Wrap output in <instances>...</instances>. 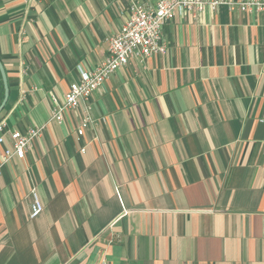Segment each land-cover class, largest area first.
I'll list each match as a JSON object with an SVG mask.
<instances>
[{
    "label": "crops",
    "instance_id": "crops-1",
    "mask_svg": "<svg viewBox=\"0 0 264 264\" xmlns=\"http://www.w3.org/2000/svg\"><path fill=\"white\" fill-rule=\"evenodd\" d=\"M130 3L0 0V121L42 128L2 168L0 264H264L263 12L177 14L165 55L130 58L93 93L92 124L81 104L51 120Z\"/></svg>",
    "mask_w": 264,
    "mask_h": 264
},
{
    "label": "built area",
    "instance_id": "built-area-1",
    "mask_svg": "<svg viewBox=\"0 0 264 264\" xmlns=\"http://www.w3.org/2000/svg\"><path fill=\"white\" fill-rule=\"evenodd\" d=\"M127 19L119 32L110 37L107 55L91 72H81L77 83L70 85L61 106L51 111V120L62 122L64 114L77 105L83 106L82 124H92L91 97L93 93L119 68L125 66L132 57L144 60L153 55H165L166 45L162 37V28L177 14L185 12L216 11L219 6H226L231 11L263 12L264 0H158L155 8L147 9L136 0H129ZM55 103V100H53ZM42 128H29L26 131L8 130L5 122L0 121V144L7 138L11 149L0 157V175L3 166L13 158L23 159L32 143L40 137ZM77 135H83V129H77ZM82 152L84 150H81ZM30 218L38 217L43 211V204L34 190L31 192Z\"/></svg>",
    "mask_w": 264,
    "mask_h": 264
},
{
    "label": "water",
    "instance_id": "water-1",
    "mask_svg": "<svg viewBox=\"0 0 264 264\" xmlns=\"http://www.w3.org/2000/svg\"><path fill=\"white\" fill-rule=\"evenodd\" d=\"M0 78L3 84V89H4V95H3V99L0 103V111L4 108L6 102H7V98H8V86H7V79H6V75H5V71L3 69L2 64L0 63Z\"/></svg>",
    "mask_w": 264,
    "mask_h": 264
},
{
    "label": "trees",
    "instance_id": "trees-1",
    "mask_svg": "<svg viewBox=\"0 0 264 264\" xmlns=\"http://www.w3.org/2000/svg\"><path fill=\"white\" fill-rule=\"evenodd\" d=\"M2 88V87H1ZM3 92V89L1 90ZM2 96V95H1Z\"/></svg>",
    "mask_w": 264,
    "mask_h": 264
}]
</instances>
